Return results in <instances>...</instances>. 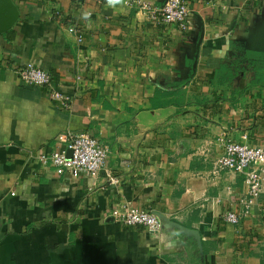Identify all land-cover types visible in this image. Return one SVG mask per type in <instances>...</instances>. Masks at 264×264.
<instances>
[{"label":"crops","instance_id":"crops-1","mask_svg":"<svg viewBox=\"0 0 264 264\" xmlns=\"http://www.w3.org/2000/svg\"><path fill=\"white\" fill-rule=\"evenodd\" d=\"M11 1L18 17L0 32V264H264V184L246 209L243 175L212 169L225 137L264 147V0H187L186 29L132 0ZM28 62L67 106L19 78ZM64 131L108 147L97 178L39 159L64 149ZM128 205L165 218L161 230L124 224ZM232 210L237 224L223 219Z\"/></svg>","mask_w":264,"mask_h":264},{"label":"built area","instance_id":"built-area-1","mask_svg":"<svg viewBox=\"0 0 264 264\" xmlns=\"http://www.w3.org/2000/svg\"><path fill=\"white\" fill-rule=\"evenodd\" d=\"M129 5L137 7L160 23L177 24L181 29L187 28L189 11L187 0H166L162 6H155L147 0H132ZM67 29L76 36L77 41L82 40L76 26L70 25ZM16 71L24 83L48 86L49 96L52 99L61 101L64 106L68 105L70 96L52 85L48 71L31 62L19 65ZM58 140L64 149L40 153L38 157L42 162L54 167L58 172L67 171L73 176L84 175L91 178L99 176L107 160L109 149L97 137L87 132L64 131L58 134ZM223 144L224 151L212 162L213 172L226 170L243 175L247 209L263 189L264 147L237 142L229 137L224 138ZM118 218L126 225H142L150 233H157L162 227V220L155 213L131 205L126 206ZM240 218L241 215L234 210L223 214V219L231 224H237Z\"/></svg>","mask_w":264,"mask_h":264},{"label":"water","instance_id":"water-1","mask_svg":"<svg viewBox=\"0 0 264 264\" xmlns=\"http://www.w3.org/2000/svg\"><path fill=\"white\" fill-rule=\"evenodd\" d=\"M18 14H19L18 9L13 4V2L11 0H4L3 4H0V32H4L8 30L13 25V23L16 21ZM260 50L261 52H264L263 49H260ZM157 215L159 216V218L162 217L159 214ZM170 224H174L177 227L183 230H186L189 233L194 234L196 239L198 241L200 240L199 232H197L196 230H188L184 228L183 226H181L180 224L172 222V221H167L165 225L168 226Z\"/></svg>","mask_w":264,"mask_h":264},{"label":"rangeland","instance_id":"rangeland-1","mask_svg":"<svg viewBox=\"0 0 264 264\" xmlns=\"http://www.w3.org/2000/svg\"><path fill=\"white\" fill-rule=\"evenodd\" d=\"M262 78L264 79V76ZM263 79H261V81H264Z\"/></svg>","mask_w":264,"mask_h":264}]
</instances>
